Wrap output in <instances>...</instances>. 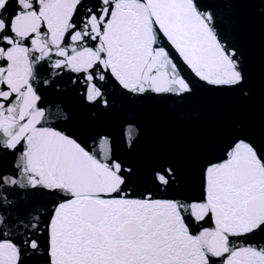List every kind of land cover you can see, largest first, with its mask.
I'll use <instances>...</instances> for the list:
<instances>
[{
    "label": "snow or ice",
    "instance_id": "snow-or-ice-1",
    "mask_svg": "<svg viewBox=\"0 0 264 264\" xmlns=\"http://www.w3.org/2000/svg\"><path fill=\"white\" fill-rule=\"evenodd\" d=\"M0 264H264V0H0Z\"/></svg>",
    "mask_w": 264,
    "mask_h": 264
}]
</instances>
